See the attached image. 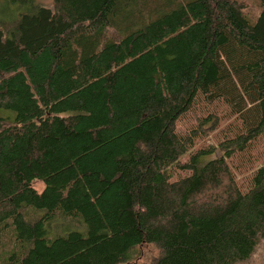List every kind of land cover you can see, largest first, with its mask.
Segmentation results:
<instances>
[{
	"label": "trees",
	"instance_id": "1",
	"mask_svg": "<svg viewBox=\"0 0 264 264\" xmlns=\"http://www.w3.org/2000/svg\"><path fill=\"white\" fill-rule=\"evenodd\" d=\"M21 1L0 19V264L147 244L264 264V0Z\"/></svg>",
	"mask_w": 264,
	"mask_h": 264
},
{
	"label": "rangeland",
	"instance_id": "2",
	"mask_svg": "<svg viewBox=\"0 0 264 264\" xmlns=\"http://www.w3.org/2000/svg\"><path fill=\"white\" fill-rule=\"evenodd\" d=\"M247 2V8L252 12H257L260 10L259 8V0H244ZM34 3H38L40 5H44L49 7H52L53 1L52 0H33ZM32 4V1H21V0H0V19H4L7 22H11L18 18V14L24 10L28 9L30 5ZM248 13V14H250ZM35 187L37 190H41L43 188V183L36 182ZM64 225L60 224L59 220L56 219L55 221L51 222L50 225V235L55 234L58 232V234H62L65 227L72 228L70 225ZM158 255V249L153 244H147L145 246H139L132 248L125 260L121 262L120 264H150L152 260H154Z\"/></svg>",
	"mask_w": 264,
	"mask_h": 264
}]
</instances>
